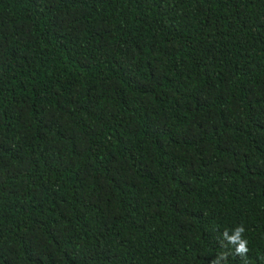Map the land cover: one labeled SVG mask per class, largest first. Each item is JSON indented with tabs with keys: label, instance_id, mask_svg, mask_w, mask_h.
<instances>
[{
	"label": "trees",
	"instance_id": "trees-1",
	"mask_svg": "<svg viewBox=\"0 0 264 264\" xmlns=\"http://www.w3.org/2000/svg\"><path fill=\"white\" fill-rule=\"evenodd\" d=\"M213 262L264 264V0H0V264Z\"/></svg>",
	"mask_w": 264,
	"mask_h": 264
},
{
	"label": "clouds",
	"instance_id": "clouds-1",
	"mask_svg": "<svg viewBox=\"0 0 264 264\" xmlns=\"http://www.w3.org/2000/svg\"><path fill=\"white\" fill-rule=\"evenodd\" d=\"M243 231H244V228L242 226L236 230V237L232 238L233 242H236V240L239 239V236ZM237 251L240 253H244L247 251L246 241H242V240L239 241V247H238ZM213 264H215V262H213Z\"/></svg>",
	"mask_w": 264,
	"mask_h": 264
}]
</instances>
